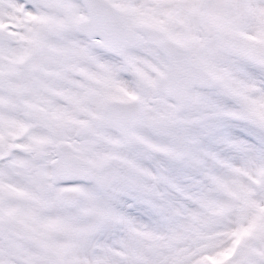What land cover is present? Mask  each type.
<instances>
[{
    "label": "snow or ice",
    "instance_id": "1",
    "mask_svg": "<svg viewBox=\"0 0 264 264\" xmlns=\"http://www.w3.org/2000/svg\"><path fill=\"white\" fill-rule=\"evenodd\" d=\"M0 264H264V0H0Z\"/></svg>",
    "mask_w": 264,
    "mask_h": 264
}]
</instances>
